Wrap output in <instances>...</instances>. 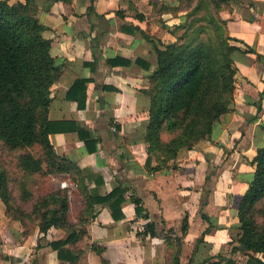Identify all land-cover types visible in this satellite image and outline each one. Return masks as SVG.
Listing matches in <instances>:
<instances>
[{
    "label": "crops",
    "instance_id": "0c3cea01",
    "mask_svg": "<svg viewBox=\"0 0 264 264\" xmlns=\"http://www.w3.org/2000/svg\"><path fill=\"white\" fill-rule=\"evenodd\" d=\"M18 1L24 0L10 3ZM161 3L171 5L170 0L37 1L46 27L43 36L52 42L50 54L61 68L50 89L48 111L49 121L61 130L49 135L50 143L58 156L80 169L88 195L125 190L119 218L107 203L93 205L95 217L74 247L77 264H102L101 258L108 264L247 261L232 251V237L238 232V204L253 176V160L264 147V0H229L221 7L220 18L235 39L231 43L240 49L232 53L236 72L230 111L214 124L207 140L180 150L157 170L143 139L148 103L141 90L148 89V76L156 69L154 42L177 40L171 23L158 21L170 16H157ZM77 80L84 83L71 92ZM79 129L89 133L87 142ZM63 176L72 188L70 201L77 183ZM149 223L156 226V236L141 234ZM65 237L61 229L44 234L38 226L25 233L6 217L0 200V264H68L49 247ZM93 245L103 248L101 256ZM236 256L245 263L236 262Z\"/></svg>",
    "mask_w": 264,
    "mask_h": 264
},
{
    "label": "trees",
    "instance_id": "16d2710c",
    "mask_svg": "<svg viewBox=\"0 0 264 264\" xmlns=\"http://www.w3.org/2000/svg\"><path fill=\"white\" fill-rule=\"evenodd\" d=\"M37 1L10 3V0H0V142L9 151L21 153L18 162L24 171L67 175L78 184V193L85 199L84 216L81 217L84 227L69 219L67 189L53 191L38 199L31 214L16 206L8 173L1 163L0 200L10 220L23 223L26 218L34 217L44 234L51 228L63 230L65 239L52 241L49 247L60 261L77 264L78 251L74 247L87 234L86 225L95 217L91 214L93 205L107 203L112 216L119 218L116 212L125 200V190L116 188L106 197L88 195L80 169L65 157L58 156L50 143L49 135L61 130L48 119L50 89L61 68L50 54L52 42L43 36L46 27L39 20ZM228 2L178 0L176 8L190 12L172 30L177 40L167 45L153 44L156 69L148 76V89L141 93L148 103L143 139L148 152L158 163L157 170L175 160L180 150L191 149L207 140L214 124L230 111L236 72L232 53L240 49L229 43L235 39L229 36L225 22L209 12L211 8L220 12ZM170 6L165 5L163 11L170 13L167 10ZM202 9L205 15L197 16ZM179 29L181 35L176 33ZM144 66L149 68L146 63ZM83 83L77 80L71 92ZM68 98L72 99L70 92ZM79 135L87 142V131L79 129ZM253 166L248 189L238 204L239 226L232 237V243L236 244L232 251L246 255L245 264H264V147L258 149ZM134 203L140 215L139 201L135 199ZM186 230L185 219L183 234ZM24 231L26 233L28 229ZM141 234L156 236V226L147 224ZM202 238L198 244L203 242ZM91 249L100 256L103 252L102 247L93 245ZM211 260L204 262L220 264V260L215 263ZM227 262L235 264L230 260ZM101 263L108 264L103 258Z\"/></svg>",
    "mask_w": 264,
    "mask_h": 264
},
{
    "label": "rangeland",
    "instance_id": "374dc122",
    "mask_svg": "<svg viewBox=\"0 0 264 264\" xmlns=\"http://www.w3.org/2000/svg\"><path fill=\"white\" fill-rule=\"evenodd\" d=\"M169 2V1H168ZM172 6L168 7L167 10H170V16H164V20L162 18H158V21L162 25L165 22L171 23V26L180 25L183 18L188 17L190 10H180L176 8L178 4V0H170ZM165 5L161 3L160 8L156 10L158 13L157 16L160 17L161 12L163 11V7ZM209 12L213 15V17H220L219 12L211 8ZM205 10L202 9L197 13V16L205 15ZM160 14V15H159ZM157 19V18H156ZM160 19V20H159ZM205 23V22H203ZM212 29V28H211ZM177 35L182 34V30H177ZM215 35V33H213ZM231 43V41H229ZM39 151V149H38ZM21 153H14L9 151L1 142H0V163L3 168L6 169L9 178V187L11 189V193L13 196L14 204L20 207L26 213L31 214L34 203L46 196L47 194L64 189L61 187L62 179L64 178L63 175H55V174H45L44 172L39 173H30L24 171L19 166V157ZM39 155V152H38ZM69 189L67 188L68 193ZM75 190H71L70 199V212H69V219L72 223H75L81 227H84L81 217L84 216V209L85 203L81 200L78 196V188H74ZM69 195V194H68ZM6 215V214H5ZM7 217V216H6ZM8 218V217H7ZM18 222V221H17ZM23 230H30L37 226V221L34 217L26 218L23 223L18 222ZM244 258L240 256L235 257V261L238 263H245Z\"/></svg>",
    "mask_w": 264,
    "mask_h": 264
},
{
    "label": "built area",
    "instance_id": "2783aa9c",
    "mask_svg": "<svg viewBox=\"0 0 264 264\" xmlns=\"http://www.w3.org/2000/svg\"><path fill=\"white\" fill-rule=\"evenodd\" d=\"M72 185L75 188L78 186L77 184H72ZM61 187L64 188V189H67V188L70 187V185H68L66 182H62ZM143 231H144V228H142L141 232H143Z\"/></svg>",
    "mask_w": 264,
    "mask_h": 264
}]
</instances>
